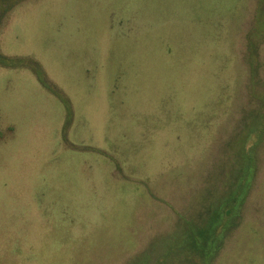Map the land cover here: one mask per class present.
<instances>
[{
  "label": "rangeland",
  "instance_id": "374dc122",
  "mask_svg": "<svg viewBox=\"0 0 264 264\" xmlns=\"http://www.w3.org/2000/svg\"><path fill=\"white\" fill-rule=\"evenodd\" d=\"M0 264H264V0H0Z\"/></svg>",
  "mask_w": 264,
  "mask_h": 264
}]
</instances>
